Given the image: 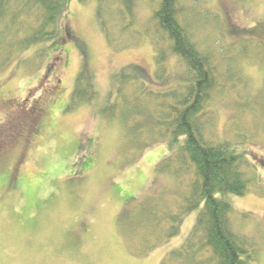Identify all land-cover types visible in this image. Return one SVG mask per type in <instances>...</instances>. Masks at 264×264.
Listing matches in <instances>:
<instances>
[{
  "label": "rangeland",
  "instance_id": "374dc122",
  "mask_svg": "<svg viewBox=\"0 0 264 264\" xmlns=\"http://www.w3.org/2000/svg\"><path fill=\"white\" fill-rule=\"evenodd\" d=\"M178 4L192 40L211 51L220 82L203 139L244 154L238 168L247 191L227 196L230 217L254 250V264H264V0ZM157 8L158 0H73L58 37L0 65V143L6 142L0 150V264H164L191 231L199 209L184 218L176 237L145 256L137 255L147 242L129 241L127 233L142 213L128 211L133 204L150 197L184 204L188 193L173 162L156 170L166 146L149 132L148 108L143 119L131 103L123 122L114 104L120 90L114 75L124 67L152 74L156 84L146 77V85L154 91L170 84L160 87L154 76ZM159 44L165 49L164 39ZM87 85L91 101L78 104L77 87ZM35 102L41 118L11 122Z\"/></svg>",
  "mask_w": 264,
  "mask_h": 264
},
{
  "label": "trees",
  "instance_id": "16d2710c",
  "mask_svg": "<svg viewBox=\"0 0 264 264\" xmlns=\"http://www.w3.org/2000/svg\"><path fill=\"white\" fill-rule=\"evenodd\" d=\"M71 1L0 0V56L4 60L0 65H11L32 45L58 37ZM182 13L178 0H158V8L153 11L152 20L160 33L153 48L154 76L160 87L170 82L164 91L150 89L146 77L154 84L156 81L139 66L124 67L114 75L120 87L114 99L117 119L126 121L131 103L143 119L148 108L153 124L149 132L158 134L155 143L162 139L166 146L156 170L163 169L164 161L173 162L176 170L172 172L186 180L183 191L188 192L184 204L175 203L173 198L150 197L128 208L135 214L142 212L135 216L133 231L127 232L129 241L132 237L146 241L137 255L145 256L176 237L184 218L199 209L191 231L179 248L168 251L164 264H254V250L233 228V208L227 197L243 196L247 191L248 181L238 168L244 154L229 150L228 144L203 139L206 117L212 113V94L220 82L211 51L200 50L192 40L188 25L181 20ZM66 35L73 37L69 31ZM160 38L166 41L168 52L159 44ZM169 62L174 63L172 70ZM170 72L173 80L165 76ZM80 88L76 90L77 103H90L91 96L85 91L90 86L82 91ZM150 101L154 103L150 105ZM130 120L126 124H131Z\"/></svg>",
  "mask_w": 264,
  "mask_h": 264
},
{
  "label": "flooded vegetation",
  "instance_id": "af4514ba",
  "mask_svg": "<svg viewBox=\"0 0 264 264\" xmlns=\"http://www.w3.org/2000/svg\"><path fill=\"white\" fill-rule=\"evenodd\" d=\"M35 102L34 107L32 108V110L27 111V110H23L21 109L19 112L20 114H15L12 116V123L13 124H31L30 120L33 122L37 121L38 118H41L40 116H43V110H41V105L37 104ZM34 110V111H33ZM42 112V113H41ZM18 113V112H17ZM25 127H27L26 129H29L28 126L25 125ZM6 142L0 143V150L1 148L5 147Z\"/></svg>",
  "mask_w": 264,
  "mask_h": 264
}]
</instances>
